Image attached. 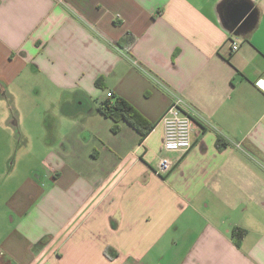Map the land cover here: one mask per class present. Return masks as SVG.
Masks as SVG:
<instances>
[{
    "label": "crops",
    "instance_id": "0c3cea01",
    "mask_svg": "<svg viewBox=\"0 0 264 264\" xmlns=\"http://www.w3.org/2000/svg\"><path fill=\"white\" fill-rule=\"evenodd\" d=\"M174 95L192 146L165 154ZM0 264H264V0H0Z\"/></svg>",
    "mask_w": 264,
    "mask_h": 264
},
{
    "label": "built area",
    "instance_id": "2783aa9c",
    "mask_svg": "<svg viewBox=\"0 0 264 264\" xmlns=\"http://www.w3.org/2000/svg\"><path fill=\"white\" fill-rule=\"evenodd\" d=\"M238 45L232 44V51ZM163 128L162 151L165 154L185 153L192 146V120L187 113L185 101L177 95L172 96L171 102L161 118ZM174 163L166 156H162L157 165V174L166 175L173 168Z\"/></svg>",
    "mask_w": 264,
    "mask_h": 264
},
{
    "label": "trees",
    "instance_id": "16d2710c",
    "mask_svg": "<svg viewBox=\"0 0 264 264\" xmlns=\"http://www.w3.org/2000/svg\"><path fill=\"white\" fill-rule=\"evenodd\" d=\"M130 43H133V41L131 40ZM98 110L102 116L110 118L113 121L111 127L112 133H117L119 131V123L122 121L138 131L142 138L145 137L152 128L132 105L124 99L112 94L108 95L106 100L101 103ZM216 146L218 149H222L224 144L218 140Z\"/></svg>",
    "mask_w": 264,
    "mask_h": 264
},
{
    "label": "water",
    "instance_id": "95a60500",
    "mask_svg": "<svg viewBox=\"0 0 264 264\" xmlns=\"http://www.w3.org/2000/svg\"><path fill=\"white\" fill-rule=\"evenodd\" d=\"M257 15L253 4L245 1L231 10L229 16L231 25L227 29L235 35L246 33L255 26Z\"/></svg>",
    "mask_w": 264,
    "mask_h": 264
}]
</instances>
